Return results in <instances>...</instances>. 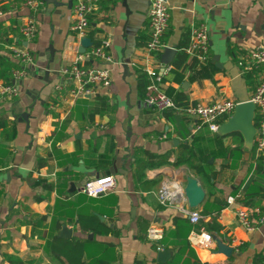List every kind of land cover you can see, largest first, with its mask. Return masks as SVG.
I'll use <instances>...</instances> for the list:
<instances>
[{
    "label": "crops",
    "instance_id": "1",
    "mask_svg": "<svg viewBox=\"0 0 264 264\" xmlns=\"http://www.w3.org/2000/svg\"><path fill=\"white\" fill-rule=\"evenodd\" d=\"M166 2L170 19L163 42L176 50L167 64L172 66L190 27L198 23L209 32L210 60L183 72L172 66L162 77L161 92L171 99L182 94L193 103L248 102L261 74H242L237 62L264 47V0ZM72 5L73 0H44L32 13L25 0H0V83H13V70L4 66L5 59L18 65L13 48L34 56L27 76L15 83L18 95L0 104V264H165L185 239L202 263L264 264V223H258L264 213V165L253 166L254 128L233 132L240 136L224 127L215 134L205 127L196 130L194 120L175 112L145 106L139 69L132 64L142 60L149 37V0H112L92 18L87 37L108 39L116 64L110 66L109 87L74 98L72 84L60 73L80 46L70 30ZM31 15L37 32L25 42L19 28ZM46 67L48 82L42 73ZM184 145L202 160L198 173L173 165ZM145 152L168 162L138 177L133 162ZM103 177L115 180L113 190L99 197L82 192ZM187 177L203 190L202 203L190 208L183 199L161 205L160 185L171 181L184 189ZM238 194L236 204L227 206V198ZM240 208L249 210L254 230L237 223ZM193 210L214 238L209 248L189 241L192 226L183 211ZM154 226L164 232L159 242L146 237ZM215 239L232 248L230 256L218 250ZM163 251L169 257L160 262Z\"/></svg>",
    "mask_w": 264,
    "mask_h": 264
},
{
    "label": "built area",
    "instance_id": "2",
    "mask_svg": "<svg viewBox=\"0 0 264 264\" xmlns=\"http://www.w3.org/2000/svg\"><path fill=\"white\" fill-rule=\"evenodd\" d=\"M111 2L112 0H73L70 30L77 38L79 45L83 38H88L87 33L91 28L92 18L103 5ZM43 4L44 0H25V6L32 13L40 11ZM147 17L149 20V37L143 48V57L141 61L132 64L141 70L148 80L144 97L145 106L157 112L171 110L194 120L196 130L205 127L211 133H219L223 126L221 122L223 120L228 122L239 103L232 100L216 99L207 104L187 102L185 106H177L173 99L164 95L160 90L162 77L172 68V66L161 61V54L168 48L163 42V36L168 29L170 19L166 0H149ZM36 29L35 18L32 15L26 17L25 22L19 28L21 39L25 42H31L36 36ZM110 47L111 43L108 39H101L97 45L92 42V45L86 48L84 53H78L72 62L60 71L61 75L72 84L70 94L74 98L91 97L97 89L110 86V66L116 64L109 53ZM183 50L190 58L196 60L197 66H203L209 62V32L203 23L194 24L190 27L189 43ZM12 51V57L19 65V69L13 71V83H0V104L18 95V88L15 83L25 78L27 68L34 65V56L26 48L17 46ZM237 65L242 74H261L253 95L248 101L254 107L251 123L255 131L253 166L256 168L259 162L264 165V47L257 46L246 56L241 57ZM164 138L166 135H161L160 139ZM114 188L115 180L112 177H103L93 183L86 184L82 188V192L90 197H99ZM240 198V194L229 197L226 200V205L233 206ZM157 199L163 206H172L185 199L183 188L176 182H163L157 192ZM248 212L247 208H240L236 210V217L237 223L250 232L255 229V226L250 222ZM183 213L187 215L192 226L189 234L191 245L209 248L214 243V238L200 226L201 214L195 210L183 211ZM258 223H264V213L259 216ZM163 234L162 228L154 226L147 230L146 237L151 242H159L162 240ZM162 249V247L159 248V250Z\"/></svg>",
    "mask_w": 264,
    "mask_h": 264
},
{
    "label": "trees",
    "instance_id": "3",
    "mask_svg": "<svg viewBox=\"0 0 264 264\" xmlns=\"http://www.w3.org/2000/svg\"><path fill=\"white\" fill-rule=\"evenodd\" d=\"M90 37L92 38L91 35ZM188 43H189V33H188L187 42L182 43L179 46V52L172 62V66L174 67V69L181 71V72L185 71L186 69H195L197 67L196 60L193 58H190L183 50L188 46ZM93 44L97 45L98 41L96 42L94 41ZM189 58L191 59L190 63L188 66H186V63ZM4 66H5V69L9 71V73L12 70L14 71V70L19 69L18 65L12 64L6 59L4 60ZM136 73H137L138 91H139V94L144 98L146 87L148 85V80H147L146 75L140 70L139 71L137 70ZM9 76L10 74H7V78H9ZM5 84H9V82ZM173 100L177 106H185L187 104V99L182 94H177L176 96L173 97ZM168 112L171 113L172 111L168 110ZM232 134H234V136L235 135L240 136L237 133H232ZM167 162L168 161L166 157H156V156L149 155L148 153L145 152L143 159H137L133 163H134V168L136 170V173L138 174V177H141L140 174L145 169L152 168V167H160L161 165ZM182 164L187 165L194 172L198 173L200 171L202 160L195 153H193L192 150H190L189 146L184 145L180 148L179 153L173 165L179 166ZM246 204H247V201H246ZM186 228L188 231L189 228L187 226ZM214 229H216V227H214ZM153 246L154 248L156 247V245H153ZM185 253H186V257L184 258ZM191 259H193L194 261L193 264H208V263H202L201 261L198 260L193 250L189 248V242L185 239L183 240L181 245H178V250L176 251L175 255L172 256L171 259L168 260L165 264H190ZM134 264H147V263L141 260H137L135 261Z\"/></svg>",
    "mask_w": 264,
    "mask_h": 264
},
{
    "label": "water",
    "instance_id": "4",
    "mask_svg": "<svg viewBox=\"0 0 264 264\" xmlns=\"http://www.w3.org/2000/svg\"><path fill=\"white\" fill-rule=\"evenodd\" d=\"M125 5V4H124ZM92 45V41L90 38H83L80 41V46L78 49V53H84L85 49L90 47ZM48 51L50 52L49 54V61H51L54 53H53V48L49 47ZM176 53V50L173 49H165L164 53L161 56V61L162 63L167 64L170 57ZM124 70V74L128 72V65L123 64L122 66ZM43 73V80L44 82H48V76L50 73V70L48 67L45 68V70L42 72ZM89 96H87L88 98ZM253 105L249 102H244L238 104V106L235 108V112L233 116L228 120V122L222 126V129L224 127L225 132H245L247 130L253 131V126L251 124L252 120V114H253ZM27 115L22 114V117L27 121ZM164 174V171H162ZM183 195L187 201V204L190 208H194L198 205H200L204 199V192L199 186L197 180H195L192 177H187L186 179V186L183 189ZM215 242L217 244V248L219 251H221L224 255L230 256L232 253V248L228 247L227 245L223 244L220 242V240L215 239ZM159 256V261L164 262L166 259L169 257V253L167 251L160 252L158 254Z\"/></svg>",
    "mask_w": 264,
    "mask_h": 264
}]
</instances>
